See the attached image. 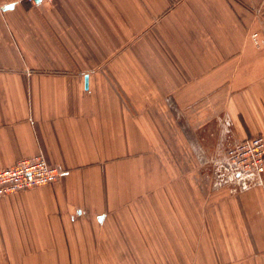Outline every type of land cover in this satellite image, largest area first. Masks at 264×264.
Returning <instances> with one entry per match:
<instances>
[{
	"label": "crops",
	"instance_id": "0c3cea01",
	"mask_svg": "<svg viewBox=\"0 0 264 264\" xmlns=\"http://www.w3.org/2000/svg\"><path fill=\"white\" fill-rule=\"evenodd\" d=\"M255 135L264 0H0V168L64 170L0 198V264H141L129 216L156 264H264V185L229 195L205 161ZM165 140L202 165L168 167Z\"/></svg>",
	"mask_w": 264,
	"mask_h": 264
},
{
	"label": "built area",
	"instance_id": "2783aa9c",
	"mask_svg": "<svg viewBox=\"0 0 264 264\" xmlns=\"http://www.w3.org/2000/svg\"><path fill=\"white\" fill-rule=\"evenodd\" d=\"M18 1L34 4L53 0ZM252 37L258 42L259 34L254 33ZM63 174L59 165L49 163L41 153L23 158L12 166L0 168V198L52 184ZM215 184L232 186L237 192L264 185V137L255 135L228 146L216 163Z\"/></svg>",
	"mask_w": 264,
	"mask_h": 264
},
{
	"label": "rangeland",
	"instance_id": "374dc122",
	"mask_svg": "<svg viewBox=\"0 0 264 264\" xmlns=\"http://www.w3.org/2000/svg\"><path fill=\"white\" fill-rule=\"evenodd\" d=\"M255 33L259 34V36H260L259 32H255ZM168 123H170L169 120H168ZM171 126H173V125L169 126V124L168 125L165 124V126H163L167 130V134H166L167 136L164 135L165 138L169 137V132L173 131L172 129L176 130L175 129L176 125H175V127H171ZM179 127H181V126H179ZM179 131L180 130H178V132ZM200 134L202 135L203 133H200ZM179 135H180V133H179ZM191 135H192V133H191ZM194 139H195V137H194ZM218 142L219 143H218V146H217L216 150L213 153H211L208 157L205 158L206 167H208L207 168V173H209L210 180L215 185V187H217V188H225L229 195L234 196V195H236L238 193H241V191L240 192L233 191L231 189V188H233L232 186L231 187H228V186L220 187V186L215 184L216 163L221 159V155L224 153V151L228 147V143L224 142V140H221V141H218ZM197 143H198V141L194 142V148L198 150V146L199 145ZM208 144H210V145L213 144V141H208ZM162 145H163V149H162L163 161L165 163H167L168 167L170 166V167L175 168L174 165H176V164L178 166L183 165L186 168L196 167L199 164V160L203 159V158L199 159L198 157H194L193 150H191V147L189 146L188 142H186V141H183V142H179L178 141V143H177V142H174V141L172 142V141H168V140L166 141L165 140V141H162ZM182 154H184V156H182ZM199 165L201 166L202 164L200 163ZM182 174H180V176ZM141 217H143V220L146 219V221L149 222L148 221V217L149 216H129V221H127V224H126L127 230L125 231V235L128 238L129 244H131V246L135 250L138 248V249H140L142 251V252H137L136 251L135 255H133V256H138V260L141 262V264H144V263L145 264H156V262H155V260L153 258V253H150V251H147L148 249L145 247L146 239H144L145 238L144 236L146 234L144 233V229H146V228H144L142 226L143 223L141 224V222L138 220ZM177 217H179L178 218L179 219L178 229L179 230L182 229L183 231H181V232H183V234H185V231L187 232L186 224H185V217L186 216H177ZM158 218H161V220H163V222H166V228L168 230H170V229L172 231L176 230L174 228V225L172 224V222H170V219H169V218H171V220L173 221L175 219L174 216H158ZM182 249L184 250L183 251V255H185L186 254L185 253V248H182ZM177 252L178 253H175V255L178 258V256L180 255V252L179 251H177ZM162 257H163L162 261H163L164 258L168 259V257L166 256L165 253H164V256H162ZM179 262L183 263L184 260L183 261L179 260ZM130 264H132V260H131Z\"/></svg>",
	"mask_w": 264,
	"mask_h": 264
}]
</instances>
